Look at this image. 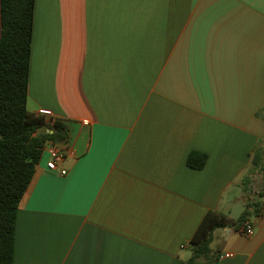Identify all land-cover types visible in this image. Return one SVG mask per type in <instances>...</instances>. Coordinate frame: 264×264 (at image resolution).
Segmentation results:
<instances>
[{
  "label": "crops",
  "instance_id": "obj_1",
  "mask_svg": "<svg viewBox=\"0 0 264 264\" xmlns=\"http://www.w3.org/2000/svg\"><path fill=\"white\" fill-rule=\"evenodd\" d=\"M27 108L68 174L43 150L14 264H180L209 211L245 215L218 264H264V0H36Z\"/></svg>",
  "mask_w": 264,
  "mask_h": 264
},
{
  "label": "trees",
  "instance_id": "obj_2",
  "mask_svg": "<svg viewBox=\"0 0 264 264\" xmlns=\"http://www.w3.org/2000/svg\"><path fill=\"white\" fill-rule=\"evenodd\" d=\"M35 6L36 0H1L0 4V264H14L19 205L44 148L50 142H65L68 136L62 121L50 127L53 133H41L44 117L27 108ZM206 161V155L193 153L187 162L202 169ZM254 165H260L259 155ZM244 221L245 215L232 222L222 212L209 211L191 239L193 255L180 264H218L219 254L211 248L214 232Z\"/></svg>",
  "mask_w": 264,
  "mask_h": 264
},
{
  "label": "built area",
  "instance_id": "obj_3",
  "mask_svg": "<svg viewBox=\"0 0 264 264\" xmlns=\"http://www.w3.org/2000/svg\"><path fill=\"white\" fill-rule=\"evenodd\" d=\"M37 114L43 117H53V112L49 109H39ZM44 150L48 155V161L46 165L47 170L50 172L58 173L62 176L67 175V169L61 166L65 160V150L57 144H51L47 148H44ZM261 212L262 214H264V204ZM241 233L246 237L253 236L255 234L254 224L250 221L246 222L241 228Z\"/></svg>",
  "mask_w": 264,
  "mask_h": 264
},
{
  "label": "water",
  "instance_id": "obj_4",
  "mask_svg": "<svg viewBox=\"0 0 264 264\" xmlns=\"http://www.w3.org/2000/svg\"><path fill=\"white\" fill-rule=\"evenodd\" d=\"M0 4H1V0H0ZM2 34H3V25H2L1 7H0V40L2 38ZM0 138H1V136H0Z\"/></svg>",
  "mask_w": 264,
  "mask_h": 264
}]
</instances>
